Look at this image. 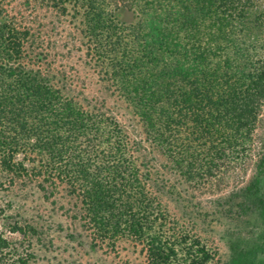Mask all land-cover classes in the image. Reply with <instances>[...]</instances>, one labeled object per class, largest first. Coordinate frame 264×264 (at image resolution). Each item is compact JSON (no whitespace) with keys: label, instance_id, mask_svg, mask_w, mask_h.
<instances>
[{"label":"trees","instance_id":"trees-1","mask_svg":"<svg viewBox=\"0 0 264 264\" xmlns=\"http://www.w3.org/2000/svg\"><path fill=\"white\" fill-rule=\"evenodd\" d=\"M12 1L0 0V178L65 185L98 239L147 241L150 264L211 261L192 245L179 261V248L153 233L169 220L161 197L173 194L162 171L211 181L251 164L264 121V0H25L80 22L96 66L164 169L145 161L116 117L59 86ZM260 149L253 178L226 201L260 231L233 240L225 264H264V141ZM31 259L0 231V264Z\"/></svg>","mask_w":264,"mask_h":264},{"label":"rangeland","instance_id":"rangeland-1","mask_svg":"<svg viewBox=\"0 0 264 264\" xmlns=\"http://www.w3.org/2000/svg\"><path fill=\"white\" fill-rule=\"evenodd\" d=\"M10 10L21 11L29 18L37 39L32 52L46 59L43 64L59 86L87 108L116 117L134 146L135 142L141 143L145 161L164 169L165 160L156 157L145 143L139 119L96 66L80 22L38 5L30 8L25 0H13ZM263 141L264 121L257 129L247 169L231 165L211 181L197 178L189 182L181 173L162 171L173 194L160 196L169 220L166 225L158 222L153 233L179 248V261L185 258L186 246L192 245L212 254L207 264H225L233 240L250 239L260 231L256 221L230 212L226 201L253 178ZM15 228L18 230L13 232ZM0 231L23 255L32 256L30 264H150L147 241L134 237H122L114 243L101 241L86 221L81 200L72 196L65 185L48 184L37 177L16 181L0 178Z\"/></svg>","mask_w":264,"mask_h":264}]
</instances>
